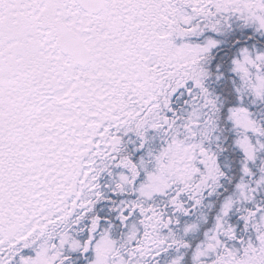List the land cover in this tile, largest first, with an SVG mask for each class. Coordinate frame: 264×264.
Masks as SVG:
<instances>
[{"label":"snow or ice","instance_id":"6c2138e0","mask_svg":"<svg viewBox=\"0 0 264 264\" xmlns=\"http://www.w3.org/2000/svg\"><path fill=\"white\" fill-rule=\"evenodd\" d=\"M0 264H264V0H0Z\"/></svg>","mask_w":264,"mask_h":264}]
</instances>
